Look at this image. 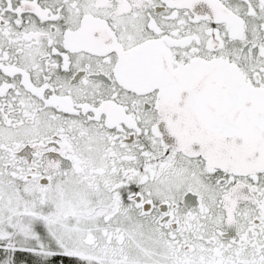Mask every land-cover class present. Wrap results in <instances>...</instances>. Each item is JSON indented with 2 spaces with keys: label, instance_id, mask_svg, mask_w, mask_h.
<instances>
[{
  "label": "snow or ice",
  "instance_id": "snow-or-ice-1",
  "mask_svg": "<svg viewBox=\"0 0 264 264\" xmlns=\"http://www.w3.org/2000/svg\"><path fill=\"white\" fill-rule=\"evenodd\" d=\"M0 264H264V0H0Z\"/></svg>",
  "mask_w": 264,
  "mask_h": 264
}]
</instances>
